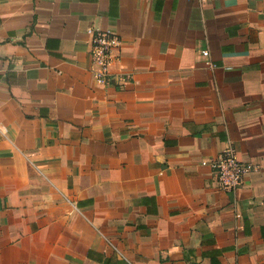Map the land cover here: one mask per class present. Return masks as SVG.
<instances>
[{
    "label": "crops",
    "instance_id": "0c3cea01",
    "mask_svg": "<svg viewBox=\"0 0 264 264\" xmlns=\"http://www.w3.org/2000/svg\"><path fill=\"white\" fill-rule=\"evenodd\" d=\"M0 264H264V0H0Z\"/></svg>",
    "mask_w": 264,
    "mask_h": 264
},
{
    "label": "built area",
    "instance_id": "2783aa9c",
    "mask_svg": "<svg viewBox=\"0 0 264 264\" xmlns=\"http://www.w3.org/2000/svg\"><path fill=\"white\" fill-rule=\"evenodd\" d=\"M89 33H91L90 53L93 72L98 82L106 83L110 79V69L115 58L114 50L119 47L122 39L115 32L100 28L91 27ZM203 54L208 55L209 51L203 50ZM202 164L211 167L218 187L234 196L246 176L253 170L252 164L239 158L237 149L232 144L226 146L213 158L203 160Z\"/></svg>",
    "mask_w": 264,
    "mask_h": 264
}]
</instances>
